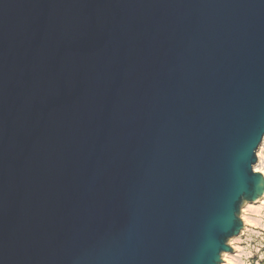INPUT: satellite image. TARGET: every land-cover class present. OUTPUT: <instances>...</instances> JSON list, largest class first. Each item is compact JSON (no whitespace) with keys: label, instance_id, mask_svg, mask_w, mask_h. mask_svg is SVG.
I'll list each match as a JSON object with an SVG mask.
<instances>
[{"label":"water","instance_id":"water-1","mask_svg":"<svg viewBox=\"0 0 264 264\" xmlns=\"http://www.w3.org/2000/svg\"><path fill=\"white\" fill-rule=\"evenodd\" d=\"M263 139L264 0H0V264H223Z\"/></svg>","mask_w":264,"mask_h":264},{"label":"rangeland","instance_id":"rangeland-1","mask_svg":"<svg viewBox=\"0 0 264 264\" xmlns=\"http://www.w3.org/2000/svg\"><path fill=\"white\" fill-rule=\"evenodd\" d=\"M258 169L264 170V139L257 150ZM258 170V171H260ZM244 227L238 236L230 239L233 252H224L230 264H264V200L247 202L242 206Z\"/></svg>","mask_w":264,"mask_h":264},{"label":"bare ground","instance_id":"bare-ground-1","mask_svg":"<svg viewBox=\"0 0 264 264\" xmlns=\"http://www.w3.org/2000/svg\"><path fill=\"white\" fill-rule=\"evenodd\" d=\"M255 169H256L257 171L260 170V169H258V167H256V166H255ZM260 172H262V173L264 174V170H263V169H261ZM259 200H260V201H261V200H264V196H263L262 198H260ZM224 254H225V253H224ZM225 256H226V254H225ZM224 259H225V263H224V264H230V263L228 262V261H229L228 258L224 257Z\"/></svg>","mask_w":264,"mask_h":264}]
</instances>
